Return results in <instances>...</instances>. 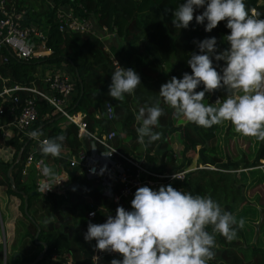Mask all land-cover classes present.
Returning a JSON list of instances; mask_svg holds the SVG:
<instances>
[{
	"label": "trees",
	"instance_id": "1",
	"mask_svg": "<svg viewBox=\"0 0 264 264\" xmlns=\"http://www.w3.org/2000/svg\"><path fill=\"white\" fill-rule=\"evenodd\" d=\"M68 1L62 0L65 5ZM70 1L74 10L83 12L82 15L89 17L95 27L113 30L114 35L109 46L113 45L110 47H113L111 50L117 55L120 67L131 68L140 76L141 85L137 87L134 94L125 95L123 101L113 100L108 96L111 75L115 70H113L109 53L103 47L104 40L98 39L90 33L58 32L53 9L61 0H7L8 4L12 3L17 12H23L22 23L25 24L40 18L41 24L47 27L45 45L50 48L51 53L41 60H20L1 46L0 90L2 87H10L13 84L28 86L33 82L39 87L40 80L36 76L39 65H62L67 73L72 74L76 87L75 95L67 105L68 111L81 112L84 115L87 129L90 131L96 129L100 133L113 130L115 133L113 144L123 154L132 157L141 156L143 164L159 174L196 166L200 161V156L197 152L196 158L194 157L195 147L201 145L204 146L203 155L211 163H221L224 155L221 142L230 135L233 128H229L227 134L222 136L226 122L210 129H203L176 118L173 111L162 102L160 106L164 108V115L160 117L159 127L154 128V131L161 132L163 128L169 127L173 132L177 128L179 130L178 142L182 145L181 155L170 147L163 135L160 140L148 146L147 149L138 144L137 138L133 137L136 135L135 115L139 108L145 105L151 106L161 100L158 95L160 86L172 77L180 79L184 73L191 74L187 60L191 57L193 49L195 54L198 53L197 45L193 41L199 42L215 37L217 50L227 49L228 45L224 41V37L229 34V30L225 27V22H220L211 32H205L204 25H197L195 18L187 29L174 28L171 24L172 13L184 0ZM245 4L248 9L255 8L261 13L260 18L264 19V0L260 3L258 0H245ZM203 10V8L196 9L194 17L200 15ZM47 13H49L48 17H46ZM213 64L217 66V70L223 67V62L213 61ZM79 86L82 88L81 94H79ZM202 90V87L196 89V91ZM16 93L20 97L26 94L24 92ZM208 97L209 94H206L205 103H209ZM218 97L223 99L225 95L219 92ZM105 101L109 102L113 108L114 117L112 120H107L104 117L103 103ZM34 104L37 110V119L29 130L30 132L39 131L42 133L40 137L46 139L54 138L60 134L66 137L60 157H47V162L62 164L65 158L74 152L82 142L86 143V139L79 140L76 137L74 125L66 123L64 117L59 113H51L44 101L36 99ZM180 120L183 121L180 122ZM245 138L251 142L249 150L236 154L232 159H241V163L246 167H251L253 158L264 160V142H259L252 137ZM124 141L128 142L127 148L122 144ZM35 143L31 138L23 137L19 133L2 138L0 131V149L9 146L13 150L11 160L6 162L4 167H0V188L6 196L18 199V211L27 223L23 229L22 237H26L31 244H34L33 237L38 228L36 240L45 243L46 251L36 264H41L45 259L50 260L52 264H91L89 259L91 242H85L83 238L88 223H105L109 215L115 216L117 207L110 205L106 199L100 200L98 195L93 193L97 189L85 181L82 192L72 195L69 199H62L53 193H48L42 198L56 216L43 225L36 215V206L41 203V197L37 193L30 194L33 191L32 178L21 177L20 173L24 154ZM21 148L19 160L11 169V177L16 189V192H13L8 183L6 170L14 162L16 152ZM200 170L196 169V171L187 173L181 183L188 177L187 182L193 195L197 191L201 196L215 198L225 211L231 212L238 220L245 219V226L238 230L236 239L227 241L217 234L216 247L213 249L215 258L209 261V264H264V246L256 245L260 240L257 236L253 239L258 221L264 214V206L249 201V199L245 200L241 195L244 189H251L264 183V166L240 171V185L236 184L234 174L228 172L226 180L228 186L221 180L218 183L217 181L212 182L214 178L207 179L202 176L193 183L192 180L204 172L210 173L209 170ZM194 171L199 173L193 175ZM215 174L218 175V178L226 175ZM181 183H178L177 187ZM197 183H201L202 187L206 186V189L198 191ZM19 192L26 195V210L29 218L23 213V198ZM86 195L93 202L103 205L104 208L97 210L93 218L85 217ZM242 200L245 201L242 202ZM34 203L35 216L32 209ZM121 206L127 210L125 202L118 205V207ZM0 218L3 220L1 213ZM258 228L260 229V225ZM208 230L211 231L210 228ZM35 246L39 247V251H41L40 245ZM37 253L38 251L29 254L14 252L11 258L4 260V264H29ZM52 257L53 260H51ZM1 258L2 249H0ZM119 259L122 258L119 257Z\"/></svg>",
	"mask_w": 264,
	"mask_h": 264
},
{
	"label": "clouds",
	"instance_id": "2",
	"mask_svg": "<svg viewBox=\"0 0 264 264\" xmlns=\"http://www.w3.org/2000/svg\"><path fill=\"white\" fill-rule=\"evenodd\" d=\"M200 8L203 12L194 17ZM260 16L255 8L246 7L245 0H184L175 8L171 24L179 30L187 29L194 18L197 25H204L205 32L225 22L228 47L218 51L215 37L193 41L198 53L187 60L191 74L162 84L161 100L140 107L135 115L138 144L147 149L162 138L161 132L154 131L164 115L161 102L176 118L203 129L227 122L235 133L264 142V19ZM213 61L223 62V67L217 70ZM116 63L108 96L123 101L125 95L134 94L141 80L133 69ZM201 85L203 90L196 91ZM220 89L227 93L223 99L204 102L206 94ZM27 135L39 141L42 156L60 157L66 139L63 134L43 140H39V131ZM42 173L46 178L55 175L48 166L42 167ZM244 226V218L238 220L210 196L178 191L169 184L158 190L139 187L130 211L117 207L115 216L109 215L105 223L89 222L83 238L96 242L94 251L122 258L110 264H209L215 258L217 234L232 241ZM93 259L99 264V257Z\"/></svg>",
	"mask_w": 264,
	"mask_h": 264
},
{
	"label": "built area",
	"instance_id": "3",
	"mask_svg": "<svg viewBox=\"0 0 264 264\" xmlns=\"http://www.w3.org/2000/svg\"><path fill=\"white\" fill-rule=\"evenodd\" d=\"M48 4V3H47ZM49 5H51L49 3ZM83 12L75 11L71 1L66 5L58 3L53 9L57 30L60 33H90L94 37L103 40L105 34L114 35L113 30L105 27H95L89 17L82 15ZM23 12H17L12 3L7 0H0V47H5L10 54L20 60L38 59L41 60L51 53L50 48L45 45L46 29L41 22L31 20L25 24L21 22ZM107 49V46H103ZM113 70H116L118 59L110 56ZM47 69L42 75L40 84L42 87H35V82L28 86L13 84L10 87H2L0 90V131L2 138L19 133L23 137L30 138L27 133L37 119L35 100L41 99L50 108L51 113L62 115L66 123L74 125L76 137L86 139V143L79 147L66 158L64 163L47 162V157L42 156L36 143L31 145L25 152L21 165V177L29 169L33 170V190L39 195L53 193L62 199H69L74 194H80L85 181H88L97 190L93 191L100 200H108L110 205L118 207L121 202L127 204V210H131V200L139 187L147 186L158 190L161 185H171L178 191L177 187L187 173L197 169L200 165L186 168L170 173L159 174L145 166L141 156L132 157L123 154L113 144L115 133L113 130L97 132L96 129H87L84 115L81 112H69L67 105L73 96V86L66 74L56 67L58 65L44 64ZM119 65V62H118ZM120 66V65H119ZM73 80V78H72ZM16 92L26 93L22 97ZM103 114L107 120H112L114 112L111 104L103 103ZM137 135V132H136ZM46 139L39 137V140ZM10 151V147L7 146ZM116 149V150H115ZM113 150H115L113 152ZM36 154H40L36 157ZM12 157V155H11ZM52 158L51 156H48ZM11 160V158H10ZM9 160V161H10ZM48 166L53 169L54 178H46L42 173V167ZM206 164L203 167H208ZM71 173L73 176L71 178ZM175 175V179L173 176ZM80 185V187H77ZM50 187L51 190H48ZM87 210L86 218H93L97 210H103V205L93 202L85 196ZM94 214V215H90ZM95 241H91L89 259L91 264H97L94 256L101 260L118 259L116 253H100L94 251Z\"/></svg>",
	"mask_w": 264,
	"mask_h": 264
},
{
	"label": "rangeland",
	"instance_id": "4",
	"mask_svg": "<svg viewBox=\"0 0 264 264\" xmlns=\"http://www.w3.org/2000/svg\"><path fill=\"white\" fill-rule=\"evenodd\" d=\"M261 1L262 0H258V3H260ZM48 15H49V13L46 14V17H48ZM35 21H41V20L39 18V19H36ZM61 66L58 65L56 67V69L59 68V70L61 72H63L64 74H66L68 78L70 77L69 79L71 80L72 86H73V93L72 94L75 95L76 87L74 84V79L72 80L73 76L71 73H67L64 70V68ZM209 96H210V94H209ZM208 101H209V97H208ZM182 121L183 120H180V122H182ZM137 127H139V125L136 123V128ZM229 128L231 129V126L226 122L222 136L227 134ZM170 130L171 129H169V127L163 128L161 131L162 135L167 140V142H169L170 147L176 153L179 152V154L181 155L182 145L178 142L179 130L177 128H175V131H173V132ZM133 138H137V135H134ZM122 144L124 146H126V148L128 147L127 141H124ZM221 145H222V149L224 152L223 160L221 161V163H217V164L211 163L207 159V157L205 155H203L202 151L204 149V146L201 145V146L195 147L194 157L196 158L197 152L199 153V156H200V159H199L200 161H199V163H197V165H200V167L197 168V170H199V169H201L200 171H208L209 170L210 173L204 172L199 177L194 178L192 180L193 183H195L202 176V177L207 178V179H210V178L213 179L214 178L212 180V182L217 181V183H218L219 180H221V181H223L224 184L227 185L226 180L228 178L227 175H229L227 173L229 172L230 174H234L236 184L240 185L241 184L239 182V176L241 173L240 171H245L251 167L260 168V167L264 166V160H261V159L253 158V160L251 161L252 162L251 165H253V166H251V167H246V165L241 163V159H235V160L232 159V157H234L236 154H239L243 151L247 152L249 150V145H251V142L248 140V138H245L243 136L240 137L239 134L235 133L234 130H232V129H231L230 135L224 141L221 142ZM128 149H130V148H128ZM191 157H193V155H191ZM194 157H193V159H194ZM206 164H209V166L203 167ZM4 165H5V163L0 160V167H4ZM195 171H196V169H195ZM195 171H194V173H192L193 175L199 173V172L197 173ZM215 173H223L226 175H223L222 177L218 178V175ZM187 179H188V177H187ZM187 179L183 183H181L178 187L182 191L191 192L190 191L191 187L189 186ZM196 188H199L198 189V191H199L200 189H206V186L202 187L201 183H197ZM197 194L199 195V193H197V191H196L194 193V195H197ZM241 195L244 197L245 200L249 199V201H254V203H258V204L264 206V183L256 185L255 187H253L251 189H244V191L241 192ZM42 198L43 197H41V203L37 204V206H36V213H37L36 215L38 216L40 222L44 225L46 222L52 220L56 216L53 214V212L50 210L49 206L46 205V203L43 201ZM212 199L215 200V198H212ZM244 201L242 200V202H244ZM17 204H18L17 198L16 199L7 198V201L2 204V206L5 207L7 212H8V215H7V216H9L8 218L14 217L16 214L20 216V213H19L18 208H17ZM32 209H33V213L35 216V206H33ZM0 213L2 214V216L4 218V214H3V210H2L1 205H0ZM3 223H4V219L1 220V218H0V249H2L4 247L5 241H8L10 238L9 236H6L4 231H2ZM22 224H23V229H24V227L27 223L25 221ZM258 225H260V229L258 228ZM18 227H19V229H21L20 225H18ZM256 236L260 239V240H258V244L256 243V245L257 246H264V214L261 215L260 221L257 224V232H256L255 237ZM24 238H26V237H24ZM0 261H2V259H0ZM41 264H50V262L48 261V259H45L43 262H41Z\"/></svg>",
	"mask_w": 264,
	"mask_h": 264
},
{
	"label": "crops",
	"instance_id": "5",
	"mask_svg": "<svg viewBox=\"0 0 264 264\" xmlns=\"http://www.w3.org/2000/svg\"><path fill=\"white\" fill-rule=\"evenodd\" d=\"M38 22H41V21H38ZM112 37H113L112 34H105V37L103 38L104 45L107 46L106 50L109 53V55L117 58V55L115 53H113L111 50V48H113V47H110L113 45L109 46V44H111V42H112ZM117 51H118V49H117ZM46 71H47V69L45 68L44 64L39 65L37 67L36 76L39 77V80L41 79L42 75H44L46 73ZM35 87L40 88V87H42V85H40L39 87L37 85H35ZM7 148L8 147H2L0 149V160L4 163L9 162L11 155H12V151H13L12 148H10V151ZM32 172H33V170L29 169L25 175L27 176L28 179L32 178L31 184H32V188H33V180H34L33 176L34 175ZM72 176H73V173H71V178H72ZM22 180L24 181L23 178H22ZM24 183L26 184L27 181ZM39 197H45V195H39ZM7 198L16 199L13 196H6L3 193V190H1V188H0V205L2 207L3 214H4V218H3L4 223L2 225V231L5 232L6 236L10 237L8 241H5L4 247L2 248V258H1L2 261H0V264H4L5 259L11 258L12 254L14 252H20L22 254H29V253L35 252V251L40 252L39 247L35 246L36 245L35 243L31 244L29 239L22 237V235H23V224L22 223H24L26 221L25 218L22 217L21 215L19 216L17 214L14 217L8 218L9 217V216H7L8 212H7L6 208L2 206V204L7 201ZM33 206H35V203L32 205V207ZM18 225H20L21 229H19ZM51 260H53V257L51 258ZM66 260H68V259L66 258ZM111 260H113V259L107 258L105 260H101L99 262V264H110ZM48 261L50 262V264H52V262L50 260H48Z\"/></svg>",
	"mask_w": 264,
	"mask_h": 264
},
{
	"label": "water",
	"instance_id": "6",
	"mask_svg": "<svg viewBox=\"0 0 264 264\" xmlns=\"http://www.w3.org/2000/svg\"><path fill=\"white\" fill-rule=\"evenodd\" d=\"M193 54H195V50H194V49L191 51V55H193ZM75 76H77V75L75 74ZM76 79H77V78H76ZM200 87H203V85H201ZM81 90H82V88H81V86H79V94H81ZM219 92L223 93L224 95L227 94L226 91H225L224 89H220V90L214 91V92H213L212 94H210V96H209V102H210V103H215V102L217 101V99H220V98L218 97V93H219ZM21 152H22V148L19 149V150L16 152L14 162H13L11 165H9V167H8L7 170H6V176H7V178H8V183H9V185H10V189H11L13 192H16V189H15V185H14L13 179H12V177H11V169H12L13 165L16 164V163L18 162L19 157H20V155H21ZM19 193L22 195V198H23V213L29 218V215L27 214V210H26V195H25L23 192H19ZM34 193H35L34 191H31V192H30V194H34ZM259 221H260V219H259ZM259 221H258V222H259ZM37 232H38V228L36 229V233H35V235H34V237H33V242H34L36 245H40V246H41V251L38 252V253L36 254L35 258H34V259L32 260V262H30L29 264H36L38 261H40V260L42 259L43 255H44L45 251H46V245H45V243H43V242H39V241L36 240ZM256 232H257V227H256V229H255V233H254V235H253V239L255 238Z\"/></svg>",
	"mask_w": 264,
	"mask_h": 264
}]
</instances>
